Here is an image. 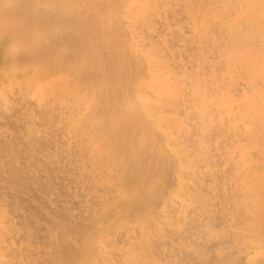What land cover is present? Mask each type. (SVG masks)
<instances>
[{
    "label": "bare ground",
    "instance_id": "obj_1",
    "mask_svg": "<svg viewBox=\"0 0 264 264\" xmlns=\"http://www.w3.org/2000/svg\"><path fill=\"white\" fill-rule=\"evenodd\" d=\"M0 264H264V0H0Z\"/></svg>",
    "mask_w": 264,
    "mask_h": 264
}]
</instances>
